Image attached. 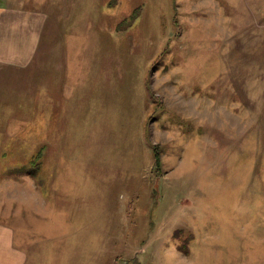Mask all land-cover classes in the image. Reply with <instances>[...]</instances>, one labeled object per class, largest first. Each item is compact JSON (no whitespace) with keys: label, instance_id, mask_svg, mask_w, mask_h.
Listing matches in <instances>:
<instances>
[{"label":"rangeland","instance_id":"obj_1","mask_svg":"<svg viewBox=\"0 0 264 264\" xmlns=\"http://www.w3.org/2000/svg\"><path fill=\"white\" fill-rule=\"evenodd\" d=\"M73 1L104 27L57 22L50 53L93 62L0 155L76 213L70 238L29 234L39 264H163L170 246L173 264H264V0Z\"/></svg>","mask_w":264,"mask_h":264},{"label":"crops","instance_id":"obj_2","mask_svg":"<svg viewBox=\"0 0 264 264\" xmlns=\"http://www.w3.org/2000/svg\"><path fill=\"white\" fill-rule=\"evenodd\" d=\"M74 8L73 0H0V155L9 147L25 143L30 120L28 106H33L44 91L47 97H52L53 87L59 89L63 76L71 77L66 66L76 67L79 62L83 67L85 63L92 64L89 57L77 59V62L50 53L57 44V33L53 32L57 22L66 26L81 14L83 25L86 22L89 4L83 2L76 13ZM49 17L52 20L49 21ZM102 26L95 19L93 26L87 21L86 35L98 34ZM82 34L85 35V30ZM91 46L86 37V49ZM37 81L45 83L36 85ZM40 169H34V180L32 174L28 175L21 168L12 170L8 178L1 173L0 184L12 185L17 196L11 197V192L2 191L7 196L0 204V264H39L40 252L34 250L38 249V240L32 244L29 234L40 235L46 230L50 238H70V227L76 230L75 211L60 212L54 202L57 188L52 186L49 192L48 187L44 190L39 185L40 180H44L38 174ZM75 201L80 202V199ZM77 241L86 248L83 232L78 233ZM48 255L53 257V254Z\"/></svg>","mask_w":264,"mask_h":264},{"label":"clouds","instance_id":"obj_3","mask_svg":"<svg viewBox=\"0 0 264 264\" xmlns=\"http://www.w3.org/2000/svg\"><path fill=\"white\" fill-rule=\"evenodd\" d=\"M178 256L174 246H170L161 253L163 264H173L172 257Z\"/></svg>","mask_w":264,"mask_h":264},{"label":"trees","instance_id":"obj_4","mask_svg":"<svg viewBox=\"0 0 264 264\" xmlns=\"http://www.w3.org/2000/svg\"><path fill=\"white\" fill-rule=\"evenodd\" d=\"M153 150H155V153H154V155H155V165L158 167V166H160L161 165V161H160V155H159V153H158V151H157V149H155L154 147H153Z\"/></svg>","mask_w":264,"mask_h":264}]
</instances>
